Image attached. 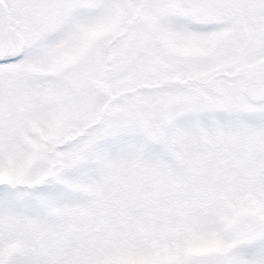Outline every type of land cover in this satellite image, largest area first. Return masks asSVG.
Instances as JSON below:
<instances>
[{"label": "snow or ice", "instance_id": "obj_1", "mask_svg": "<svg viewBox=\"0 0 264 264\" xmlns=\"http://www.w3.org/2000/svg\"><path fill=\"white\" fill-rule=\"evenodd\" d=\"M0 264H264V0H0Z\"/></svg>", "mask_w": 264, "mask_h": 264}]
</instances>
